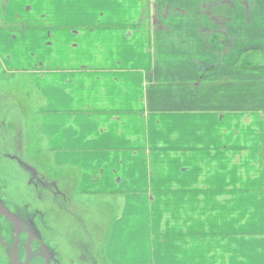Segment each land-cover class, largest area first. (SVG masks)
Returning <instances> with one entry per match:
<instances>
[{"label":"crops","instance_id":"obj_1","mask_svg":"<svg viewBox=\"0 0 264 264\" xmlns=\"http://www.w3.org/2000/svg\"><path fill=\"white\" fill-rule=\"evenodd\" d=\"M8 5L59 192L117 207L106 264H264V69L238 66L264 0Z\"/></svg>","mask_w":264,"mask_h":264},{"label":"rangeland","instance_id":"obj_2","mask_svg":"<svg viewBox=\"0 0 264 264\" xmlns=\"http://www.w3.org/2000/svg\"><path fill=\"white\" fill-rule=\"evenodd\" d=\"M8 7L0 0V264H106L103 243L117 207L107 197H81L74 184L68 198L59 192L39 77L13 74L5 58L16 50L14 32L33 27L8 24Z\"/></svg>","mask_w":264,"mask_h":264},{"label":"flooded vegetation","instance_id":"obj_3","mask_svg":"<svg viewBox=\"0 0 264 264\" xmlns=\"http://www.w3.org/2000/svg\"><path fill=\"white\" fill-rule=\"evenodd\" d=\"M213 38L215 41H217L221 39V35H216ZM223 38L227 44H231H226L228 48L234 47L236 39L233 38L231 42H228L226 37ZM245 45L246 46H244V48L240 51L241 56L238 66L249 71H258L260 69H264V42L247 43Z\"/></svg>","mask_w":264,"mask_h":264}]
</instances>
